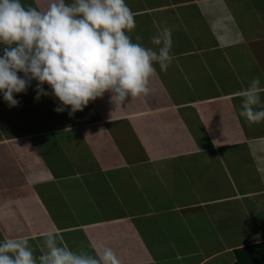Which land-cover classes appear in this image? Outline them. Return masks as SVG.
Returning <instances> with one entry per match:
<instances>
[{
	"label": "crops",
	"instance_id": "0c3cea01",
	"mask_svg": "<svg viewBox=\"0 0 264 264\" xmlns=\"http://www.w3.org/2000/svg\"><path fill=\"white\" fill-rule=\"evenodd\" d=\"M126 2L134 41L172 30L173 62L117 111L106 93L57 112L36 81L16 107L0 95V240L27 237L38 257L59 230L121 264H235L264 243V122L239 115L241 89L264 80V0Z\"/></svg>",
	"mask_w": 264,
	"mask_h": 264
},
{
	"label": "clouds",
	"instance_id": "9594fccd",
	"mask_svg": "<svg viewBox=\"0 0 264 264\" xmlns=\"http://www.w3.org/2000/svg\"><path fill=\"white\" fill-rule=\"evenodd\" d=\"M135 27L126 0H50L45 9L0 0V95L16 107V95L36 81L35 99L58 98L57 112L70 106L74 115L106 93L117 111L129 98L150 94L155 65L166 71L174 60L170 28L151 37L153 48L139 35L133 40ZM239 96V115L264 122V80L256 76ZM44 245L37 257L29 238L6 237L0 240V264H121L111 247L95 251L92 245L95 254L73 251L59 230L44 233Z\"/></svg>",
	"mask_w": 264,
	"mask_h": 264
},
{
	"label": "trees",
	"instance_id": "16d2710c",
	"mask_svg": "<svg viewBox=\"0 0 264 264\" xmlns=\"http://www.w3.org/2000/svg\"><path fill=\"white\" fill-rule=\"evenodd\" d=\"M235 264H264V243L236 250Z\"/></svg>",
	"mask_w": 264,
	"mask_h": 264
}]
</instances>
